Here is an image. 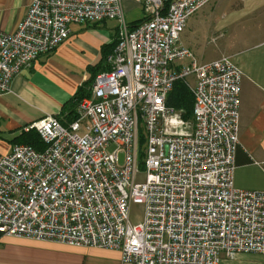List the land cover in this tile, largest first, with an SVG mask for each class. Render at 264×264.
Wrapping results in <instances>:
<instances>
[{
  "label": "built area",
  "instance_id": "built-area-1",
  "mask_svg": "<svg viewBox=\"0 0 264 264\" xmlns=\"http://www.w3.org/2000/svg\"><path fill=\"white\" fill-rule=\"evenodd\" d=\"M212 1L32 0L13 32L0 29L3 95L72 25L116 23L106 70L73 119L34 121L27 130L43 149L14 145L0 155L1 235L116 250L123 264L264 256V190L234 186L241 71L228 56L202 63L180 44L188 20ZM126 2L144 13L133 27ZM177 80L193 97L188 124L166 103ZM132 204L142 207L135 225Z\"/></svg>",
  "mask_w": 264,
  "mask_h": 264
},
{
  "label": "crops",
  "instance_id": "crops-1",
  "mask_svg": "<svg viewBox=\"0 0 264 264\" xmlns=\"http://www.w3.org/2000/svg\"><path fill=\"white\" fill-rule=\"evenodd\" d=\"M31 2L0 0V29L13 32ZM187 25L191 30L187 33L219 43V53L200 62L228 56L241 71L234 186L239 190L263 191L264 0H213L193 15ZM115 27L108 28L106 22L72 25L65 42L38 57L29 69L12 79L9 92L0 95V138L11 143L10 151L16 145L13 139L28 131L32 122L48 116L68 121L67 104L78 87L90 82L99 71L102 50L114 41ZM180 44L193 52L196 39L187 34ZM0 264L123 263L116 250L2 235ZM219 264H264V256L239 254Z\"/></svg>",
  "mask_w": 264,
  "mask_h": 264
},
{
  "label": "trees",
  "instance_id": "trees-1",
  "mask_svg": "<svg viewBox=\"0 0 264 264\" xmlns=\"http://www.w3.org/2000/svg\"><path fill=\"white\" fill-rule=\"evenodd\" d=\"M143 20L144 19L142 18L139 21L130 23L128 25L130 27H133L134 25L142 22ZM115 46H116V36L112 44L103 48L100 69L97 72V74L106 70L105 59L107 55L112 52ZM97 74L94 75V78ZM94 78L92 77L90 82L86 84L84 83L81 86H79L75 94L71 97L69 103L67 104L69 106L68 107L69 109L67 111L68 121L73 119V114L75 112V108L77 104L83 98L88 97L90 95ZM166 103L169 107H172L175 110L179 111L181 118L183 120L187 121L191 119L192 107H193V97H192V94L189 88L186 86L184 81L177 80L176 82H174L172 90L167 97ZM143 141H144V138L142 137L141 134L138 133V145H140V147H142ZM13 142L16 145H30L34 149L39 150V151L43 149V145H42V142L39 136L33 130L22 132L17 138L13 139ZM143 156H144L143 151L142 149H140V151L138 152V162H139L140 169H142ZM1 236L2 235L0 234V237Z\"/></svg>",
  "mask_w": 264,
  "mask_h": 264
},
{
  "label": "rangeland",
  "instance_id": "rangeland-1",
  "mask_svg": "<svg viewBox=\"0 0 264 264\" xmlns=\"http://www.w3.org/2000/svg\"><path fill=\"white\" fill-rule=\"evenodd\" d=\"M211 4V3H209ZM124 17L125 21L130 24L133 22H137L140 19L144 17V13L140 7V5L134 3V2H126L124 4ZM106 25L108 28L112 29L116 26L115 22L108 21L106 22ZM188 28V25L186 26V29ZM191 30L184 31V33L181 35L180 39L182 41L185 40V35H189V37L193 40L196 39V45H193V53L197 60L200 59H206L210 56L217 55L219 53V48L217 47L219 43H213V42H207L203 41L202 39H199L196 34L192 33L189 34L187 32H190ZM194 31V30H192ZM185 121V120H184ZM187 124L190 122V120L185 121ZM10 145L8 141L4 140L3 138H0V155H6L10 151ZM115 150V147H110L108 151L112 152ZM123 164V155L119 154V165ZM142 171V170H141ZM143 173H140L137 182L143 181ZM142 218V207L137 204H132L129 209V222L132 225H135L141 221Z\"/></svg>",
  "mask_w": 264,
  "mask_h": 264
}]
</instances>
